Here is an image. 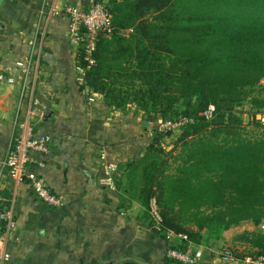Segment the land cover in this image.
I'll return each instance as SVG.
<instances>
[{
	"label": "trees",
	"instance_id": "1",
	"mask_svg": "<svg viewBox=\"0 0 264 264\" xmlns=\"http://www.w3.org/2000/svg\"><path fill=\"white\" fill-rule=\"evenodd\" d=\"M107 5L113 35L100 39L94 65L79 54L86 86L112 109L132 105L157 122L193 120L180 131L176 155V146L166 151L162 145L172 133L155 129L146 154L127 165L133 187L142 170L144 206L149 210L152 198L157 201L160 234L183 233L198 245L203 231L208 239H219L252 223L258 231L240 236L252 248L230 249L242 258L264 254V137L244 138L237 115L248 99L264 113V0H109ZM210 105L216 111L207 120L203 113ZM255 123L264 127L256 117ZM0 197L1 206L9 208ZM5 228L2 223L0 233Z\"/></svg>",
	"mask_w": 264,
	"mask_h": 264
},
{
	"label": "crops",
	"instance_id": "2",
	"mask_svg": "<svg viewBox=\"0 0 264 264\" xmlns=\"http://www.w3.org/2000/svg\"><path fill=\"white\" fill-rule=\"evenodd\" d=\"M67 5L86 9L90 0H5L0 10V70L17 80L0 86V194L14 219L6 233L10 258L4 264H174L160 227L140 200L141 187H133L124 174L152 144L156 128L143 125L155 127L156 117L145 118L132 105L112 109L86 86L79 52L69 41V19L61 12ZM42 33L40 72L34 88L22 93L15 61L31 54L30 43ZM29 129L52 137L40 173L62 207L43 202L29 180L13 179L2 166L13 136H26ZM103 154L119 166L113 191L99 183ZM255 231L252 223L219 239H208L203 231L200 264H233L222 262L220 253L249 251L250 243L240 236Z\"/></svg>",
	"mask_w": 264,
	"mask_h": 264
},
{
	"label": "built area",
	"instance_id": "3",
	"mask_svg": "<svg viewBox=\"0 0 264 264\" xmlns=\"http://www.w3.org/2000/svg\"><path fill=\"white\" fill-rule=\"evenodd\" d=\"M61 12L70 22V44L78 50L79 54L82 53L85 63L89 66L94 65V55L100 39L111 37L114 32L113 17L107 3L101 0H90V5L86 9L67 5ZM44 35L42 33L40 37L30 43L32 50L28 57L15 61L16 66L21 70L19 81L22 93L28 92L31 88L29 85L33 88L35 86L40 72ZM31 81L32 83H30ZM16 82V77L11 76L7 71L0 70V86L12 85ZM215 111V106L210 105L204 111L203 116L207 120H211ZM258 116L260 117L258 120L264 125V113H259ZM192 122V119L180 116L177 119L157 122L155 128L159 133H174L181 131L183 127ZM51 143L52 137L50 135H33L31 129L28 130L26 136L14 135L2 166L10 171L13 179L17 181L29 180L35 194L43 202L52 207H62L64 205L63 200L51 191L45 177L37 172V170L41 171L47 166V158L51 153ZM35 156L42 158L36 160ZM102 158L104 160L103 173L99 183L109 190H116L115 176L119 166L115 162L107 161L104 154ZM149 211L153 222L161 227L163 219L155 198L150 201ZM2 223H5L6 228L4 232L0 233V264H4L10 258V254L6 251V233L14 226L12 209L2 207L0 204V225ZM260 229L264 232V223ZM165 239L168 245L167 256L174 264H200L202 262L204 258L203 247L193 243L188 235L168 230ZM219 259L224 263L264 264V254L242 258L230 248L224 249L220 253Z\"/></svg>",
	"mask_w": 264,
	"mask_h": 264
},
{
	"label": "rangeland",
	"instance_id": "4",
	"mask_svg": "<svg viewBox=\"0 0 264 264\" xmlns=\"http://www.w3.org/2000/svg\"><path fill=\"white\" fill-rule=\"evenodd\" d=\"M125 34H128V32H125ZM264 84V81L262 82ZM238 116L242 119V127L243 131L241 130V133H243V137L246 139H257V138H263L264 137V127L257 126L255 123V117L257 119H260L258 116L257 110L252 108V105L250 104V99L246 100L242 103L241 106L237 108ZM181 135V132H174L171 135H167L164 140L162 141V145L164 146V149L166 151H171L175 146L176 150L174 151V154L176 155L180 149L181 144L177 143V140L179 139ZM116 163V162H115ZM125 175H128L129 169L124 170ZM117 174L115 176V179H117ZM142 184V170L139 171V174L137 175V178L135 180V185H137L136 188L141 187ZM190 228L196 229L197 227L195 225H190ZM246 231V230H245Z\"/></svg>",
	"mask_w": 264,
	"mask_h": 264
},
{
	"label": "water",
	"instance_id": "5",
	"mask_svg": "<svg viewBox=\"0 0 264 264\" xmlns=\"http://www.w3.org/2000/svg\"><path fill=\"white\" fill-rule=\"evenodd\" d=\"M4 2H5V0H0V10H1V7H2V5H3ZM45 116H46V114H45ZM148 124H149V122L148 121H145L143 126H145L147 129H152V130L155 129L154 126L153 127H150V126H148Z\"/></svg>",
	"mask_w": 264,
	"mask_h": 264
}]
</instances>
